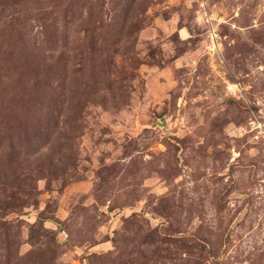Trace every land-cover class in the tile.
Listing matches in <instances>:
<instances>
[{
  "label": "rangeland",
  "instance_id": "374dc122",
  "mask_svg": "<svg viewBox=\"0 0 264 264\" xmlns=\"http://www.w3.org/2000/svg\"><path fill=\"white\" fill-rule=\"evenodd\" d=\"M0 264H264V0H0Z\"/></svg>",
  "mask_w": 264,
  "mask_h": 264
}]
</instances>
